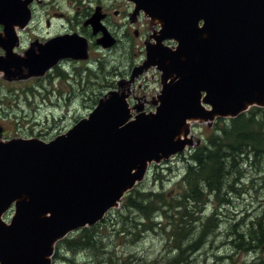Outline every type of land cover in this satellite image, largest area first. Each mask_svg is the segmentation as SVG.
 <instances>
[{"label": "water", "instance_id": "obj_1", "mask_svg": "<svg viewBox=\"0 0 264 264\" xmlns=\"http://www.w3.org/2000/svg\"><path fill=\"white\" fill-rule=\"evenodd\" d=\"M134 1L162 23L160 42L178 43L176 50L149 48L134 72L154 64L164 72L157 112L132 119L126 95L112 91L51 141L0 136V264H52L58 240L99 222L145 178L150 163L193 143L190 121L264 107V0ZM30 2L0 0V72L8 79L40 76L61 58L86 54L68 36L38 52L15 53L16 27L28 24ZM13 206L8 223L3 215Z\"/></svg>", "mask_w": 264, "mask_h": 264}, {"label": "rangeland", "instance_id": "obj_2", "mask_svg": "<svg viewBox=\"0 0 264 264\" xmlns=\"http://www.w3.org/2000/svg\"><path fill=\"white\" fill-rule=\"evenodd\" d=\"M49 1L52 9L61 11L70 9L68 7V0ZM134 5L133 13L140 11L145 13L144 9L137 8L135 1ZM38 12L45 17L47 10L40 7ZM135 17L136 15H134V18ZM43 22L44 20L41 24H43ZM151 23L155 26L153 22ZM55 25H58V23ZM156 26L158 25L156 24ZM58 28L59 26H54L51 30L58 32ZM41 30H44L43 34L49 35L43 25L41 26ZM41 30L39 33H41ZM32 36L33 34H31L29 30L21 35L22 43L16 48L17 53L21 56H25V50L29 48V42L33 40L31 38ZM138 43H141V41L138 39L135 40V44ZM112 52H115L116 56L123 58V50L115 48ZM82 58L85 59V57ZM120 58H118V60ZM109 60L112 62L106 61L105 70L107 71L109 68L115 67L116 71L118 69V74L121 77L125 76L133 63L131 58L124 59L123 62L118 65L113 62L116 61V58H109ZM144 65L145 60L134 66L127 81L139 78L137 84L133 88H135L136 91L140 90L145 92L147 101L151 102L155 107L153 111L156 112L162 101L161 85L164 72L160 70L161 74H159L160 72L158 73L156 69L149 68L150 70L148 69L146 71L147 76L143 78L144 68L142 72L135 75L134 72L136 69ZM100 75L103 74L101 73ZM10 77V79L5 78L3 72L0 73V125L5 127V131L7 132L6 135L8 136L13 135L17 137L19 135H24L26 137L40 138L45 141L56 138L58 135L68 131L78 121L87 118L97 106L98 100L113 86V83H109L103 78L96 83H87L86 78L85 81L77 80L76 82V80L72 79L71 82H68L66 79H61L60 77L47 79L44 76L45 79L36 82L33 76L21 77L19 74V77ZM120 81L121 79L117 83L118 87L123 85ZM139 83L142 84L141 87ZM70 92L71 97L74 95V92L76 95L68 99ZM215 121L216 118L214 120L208 119L190 122L187 137L191 140L194 139L191 146L196 147L204 141V137H206L208 133L210 134V130H212ZM184 157V155H176L170 159L160 161L157 164H152L147 177L139 183V187L141 189L158 188L172 196L180 194V178L187 167ZM252 160L253 159L249 158L244 162V165H242L245 171L244 181L241 182L240 185H235L238 190H243L245 195L232 194L231 196H227L231 200V204L228 208H222L220 212L223 219H227L218 224V227H216L213 232V236L209 237L208 245L192 257L191 264H216L215 256H219L220 254L224 255L223 257L232 254L231 258L235 259L236 264L254 261L253 259L257 261V258H261V255L264 257V250L261 255L258 251L257 256L253 255L254 253H246L243 250L236 251V253H238L234 254V246L231 240L235 238V235L231 236L229 234L231 225L234 222L231 223V217L238 219V215L240 216L242 213L247 214V211L261 215L264 211V188H260V180H254L255 182H252L254 177H258L263 172H257V167L254 162L251 164ZM213 203L214 201H212V204ZM212 204L209 205L206 212L212 211ZM117 208L120 210L123 209L121 205L115 209ZM122 212L133 218L137 217L136 213L130 212L127 209H123ZM234 212H236V214ZM171 213L174 215L173 219L158 214V227H156L154 231L142 233L143 235L140 239H135L134 236L131 235L123 236L122 234L116 233L113 230V226L108 227L104 231L107 238L104 241L105 244L103 249L107 253L112 252V256L115 255L119 260L125 258L130 259L128 261H130L131 264H154V260L158 261L156 264H161L168 252L173 250L172 246L168 244V231H170L176 222V216L178 214L176 211H172ZM116 216L118 220H123L121 214H116ZM126 223L130 229L134 230L131 220ZM215 235L217 236L215 237ZM230 260H226L225 264H230ZM53 264L71 263H69L68 260L60 258V260H53Z\"/></svg>", "mask_w": 264, "mask_h": 264}, {"label": "trees", "instance_id": "obj_3", "mask_svg": "<svg viewBox=\"0 0 264 264\" xmlns=\"http://www.w3.org/2000/svg\"><path fill=\"white\" fill-rule=\"evenodd\" d=\"M203 140L200 145L182 154L187 167L180 178V194L172 196L158 188L141 189L138 184L121 202L123 209L136 213L137 217L123 213V209L111 210L97 224L76 230L58 241L54 260L61 258L71 264H131L130 259L119 260L112 256V252L107 253L103 249L107 238L104 231L113 226L116 233L140 239L142 233L158 227V214L173 219L171 212L176 211V222L168 231V244L173 250L168 252L161 264H191L192 257L208 245L209 237L213 236L218 224L227 219H223L220 213L222 208L231 204L227 196L245 195L235 185L244 181L242 165L247 159H253L251 164L254 162L257 172H263L252 182L260 180L259 186L264 188V107L252 106L236 117L218 118ZM210 204L213 209L206 212ZM116 214H121L123 220H118ZM129 220L133 222L134 230L127 226ZM232 222L229 234L235 235L231 240L233 253L243 250L257 256L259 251L261 255L264 211L261 215L247 211V214L238 215V219L231 217ZM223 256H215L216 264H225L230 259V264H236L232 254ZM253 260L243 264H264L262 255L257 261ZM157 262L153 261L154 264Z\"/></svg>", "mask_w": 264, "mask_h": 264}, {"label": "flooded vegetation", "instance_id": "obj_4", "mask_svg": "<svg viewBox=\"0 0 264 264\" xmlns=\"http://www.w3.org/2000/svg\"><path fill=\"white\" fill-rule=\"evenodd\" d=\"M68 1V7L70 9L61 11L52 9L49 0H31L29 4L31 9L29 24L24 29L17 28V32L20 36V45L22 43L21 35L28 30L33 34L31 37L33 40H29L28 49L36 50V52L42 43L51 41L54 38L60 36L73 37L80 43V45L77 46L78 48H81V45L85 48V59H77L72 56L63 58L57 64L46 70L43 75H33L35 81L43 80L45 77L47 79L60 77L61 79H66L68 82H71L72 79L76 80V82L77 80L85 81L86 78L87 83H96L103 78L109 83H113V86L106 91L104 96L112 91H116L119 96L124 93L131 107L136 106L141 109L140 111L146 113L153 112L155 107L151 102L147 101L145 92L140 90L136 91V89L133 88L137 84L139 78L130 81H127V78H129L134 66L142 63L144 60L145 62L147 61L149 48L156 49L158 47V50L159 48L174 50L175 41L173 39L164 38L162 43L159 41V38H162V33L160 32L162 24L160 21H158L159 24L154 23L152 21L153 19L146 15V12V14L141 11L133 13L135 6L134 0ZM40 7L47 10L45 17L38 12ZM134 15H136L135 18ZM43 20L44 22L41 24ZM151 22H153L155 26H153ZM57 23L58 25H55ZM156 24L158 26H156ZM42 25L46 31H48L49 35L43 34L44 30H41ZM54 26H59L58 32L51 30ZM40 30L41 33H39ZM0 32H3V25H0ZM106 36L109 37L107 40L104 39ZM137 39L140 40L141 43L135 44V40ZM107 43L108 46H106ZM115 48L123 50V58L116 56V53L112 52ZM0 55H5V51L1 47ZM109 58H116V61H113L116 65L128 58H131L133 63L125 76L121 77L118 74V69L116 71L115 67H111L107 71L105 70L106 61L112 62ZM118 58L120 59L118 60ZM149 68L156 69L158 73L160 70L163 72L159 66L150 65L145 67L143 78L147 76L146 71ZM161 72L159 74H161ZM101 73L103 75H100ZM120 79V83L123 85L118 87L117 83ZM169 80L170 78L167 79L168 82ZM139 86L141 87L142 84L139 83ZM162 87L163 81L161 88ZM75 95L76 93L74 92L72 97ZM72 97L70 92L68 99ZM5 133L7 132L5 131ZM3 135L4 137H8L6 134Z\"/></svg>", "mask_w": 264, "mask_h": 264}, {"label": "bare ground", "instance_id": "obj_5", "mask_svg": "<svg viewBox=\"0 0 264 264\" xmlns=\"http://www.w3.org/2000/svg\"><path fill=\"white\" fill-rule=\"evenodd\" d=\"M188 6V5H187ZM186 6V7H187ZM154 23H157L158 22V20H152ZM173 78H175V75L173 76ZM170 81H172V78H170Z\"/></svg>", "mask_w": 264, "mask_h": 264}]
</instances>
